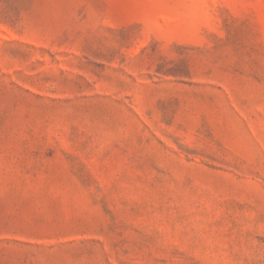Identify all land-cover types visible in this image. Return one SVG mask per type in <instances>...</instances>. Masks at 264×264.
I'll list each match as a JSON object with an SVG mask.
<instances>
[{"label":"rangeland","instance_id":"1","mask_svg":"<svg viewBox=\"0 0 264 264\" xmlns=\"http://www.w3.org/2000/svg\"><path fill=\"white\" fill-rule=\"evenodd\" d=\"M0 264H264V0H0Z\"/></svg>","mask_w":264,"mask_h":264}]
</instances>
